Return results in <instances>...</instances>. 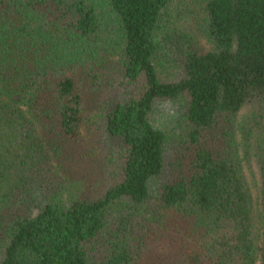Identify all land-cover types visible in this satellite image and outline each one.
Listing matches in <instances>:
<instances>
[{
  "label": "trees",
  "instance_id": "1",
  "mask_svg": "<svg viewBox=\"0 0 264 264\" xmlns=\"http://www.w3.org/2000/svg\"><path fill=\"white\" fill-rule=\"evenodd\" d=\"M0 264H264V0H0Z\"/></svg>",
  "mask_w": 264,
  "mask_h": 264
},
{
  "label": "rangeland",
  "instance_id": "2",
  "mask_svg": "<svg viewBox=\"0 0 264 264\" xmlns=\"http://www.w3.org/2000/svg\"><path fill=\"white\" fill-rule=\"evenodd\" d=\"M159 112V118L163 122H170L171 125L173 124L176 118V114L173 113V109L171 108V106H169L167 103H163L160 106ZM241 115H243V113Z\"/></svg>",
  "mask_w": 264,
  "mask_h": 264
}]
</instances>
